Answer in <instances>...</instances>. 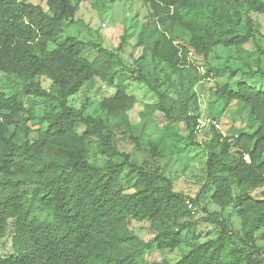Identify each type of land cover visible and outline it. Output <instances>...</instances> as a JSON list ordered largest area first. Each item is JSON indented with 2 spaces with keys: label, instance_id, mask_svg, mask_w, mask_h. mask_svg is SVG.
Returning a JSON list of instances; mask_svg holds the SVG:
<instances>
[{
  "label": "trees",
  "instance_id": "16d2710c",
  "mask_svg": "<svg viewBox=\"0 0 264 264\" xmlns=\"http://www.w3.org/2000/svg\"><path fill=\"white\" fill-rule=\"evenodd\" d=\"M43 1L45 9L29 0H0V75L20 84L9 95L0 86V186L12 190L0 200V242L11 230L14 251L0 255V264H169L150 262L147 257L179 247L181 228L162 231L144 242L129 231L128 223L151 221L160 215L184 218L190 213L188 203L194 205L196 200L174 191L173 183L157 172L130 164L128 155L112 143V132L103 118L82 116L68 107V98L93 77L112 86L123 75L124 65L115 52L103 48L89 62L81 56L86 45L72 36L57 43L72 23L76 5L73 0ZM142 1L159 24L168 25L161 32L155 30L149 43L152 59L165 64L167 75L191 52L205 55L214 46L237 47L250 41L249 35L228 26L226 0ZM236 1L264 15V0ZM136 66L137 79L144 81L142 61L136 60ZM38 77L51 82L56 98L41 87ZM234 97L246 99L241 94ZM29 98L54 99L58 111L38 117L33 107L25 106ZM135 103L120 82L99 107L106 115L118 117ZM36 120L45 124L36 140L18 143L20 124ZM77 125L84 128L83 134L77 132ZM89 137L97 139L98 151L107 159L104 170L87 161L85 140ZM219 139L220 152L208 154V181H215L231 147L219 135L217 144ZM258 140L264 141V130ZM125 167L135 171L131 192L116 187ZM218 177L222 180L224 175ZM41 210L51 211L50 220L36 217ZM214 222L220 229L218 236L193 246L173 264H264V250L251 230L244 233V247H232L231 230L222 220Z\"/></svg>",
  "mask_w": 264,
  "mask_h": 264
},
{
  "label": "rangeland",
  "instance_id": "374dc122",
  "mask_svg": "<svg viewBox=\"0 0 264 264\" xmlns=\"http://www.w3.org/2000/svg\"><path fill=\"white\" fill-rule=\"evenodd\" d=\"M29 1L45 9L43 0ZM73 3L75 16L57 43L67 36L75 37L86 45L81 56L89 62L96 59L98 48H103L115 52L124 68L112 86L93 77L68 98V107L82 116L103 118L112 132V143L128 155L130 164L157 172L173 183L174 191L196 200L194 205L188 203L190 213L184 218L160 215L151 221H129V231L144 242L165 230H182L179 247L154 252L148 260L173 264L193 246L215 239L220 231L215 219L222 220L231 230L232 247H244V233L251 230L257 245L264 250V141L258 140L264 130V15L248 10L236 0H226L228 26L241 35H249L250 41L237 47L214 46L205 55L191 52L167 75L163 72L165 64L152 59L149 43L155 30L161 32L168 25L159 24L142 0ZM188 38L187 34L185 39ZM136 60L143 63L144 81L136 77ZM37 81L56 98V89L48 79L38 77ZM120 82L136 103L125 115L108 116L99 105L113 95ZM0 86L8 95L20 89L17 79L1 75ZM235 94L246 99L239 100ZM25 102L38 117L58 111L54 99L29 98ZM199 116L211 118L218 128L195 134L191 123ZM44 127L37 120L20 124L16 141L34 142ZM76 129L83 134L82 126L77 125ZM217 135L226 138L231 147L215 181H208V154L219 153L222 142L219 139L220 143H216ZM85 151L89 164L106 168L107 159L99 153L96 138L85 140ZM219 175L224 178L220 180ZM135 182L133 168L125 167L116 187L131 192ZM23 190L30 192L26 187ZM11 192L0 186V200ZM35 215L50 220L51 211L41 210ZM11 233L8 230L0 242L1 256L14 253Z\"/></svg>",
  "mask_w": 264,
  "mask_h": 264
},
{
  "label": "built area",
  "instance_id": "2783aa9c",
  "mask_svg": "<svg viewBox=\"0 0 264 264\" xmlns=\"http://www.w3.org/2000/svg\"><path fill=\"white\" fill-rule=\"evenodd\" d=\"M210 128H218L217 122L211 118L199 116L195 118L193 132L195 134H200Z\"/></svg>",
  "mask_w": 264,
  "mask_h": 264
}]
</instances>
